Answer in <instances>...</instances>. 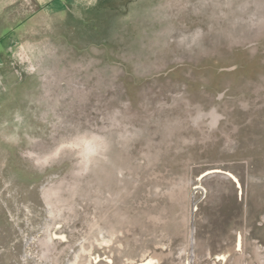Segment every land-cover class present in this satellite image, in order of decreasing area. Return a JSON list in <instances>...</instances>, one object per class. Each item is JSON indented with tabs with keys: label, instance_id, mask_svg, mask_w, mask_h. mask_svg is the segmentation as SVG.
Masks as SVG:
<instances>
[{
	"label": "rangeland",
	"instance_id": "rangeland-1",
	"mask_svg": "<svg viewBox=\"0 0 264 264\" xmlns=\"http://www.w3.org/2000/svg\"><path fill=\"white\" fill-rule=\"evenodd\" d=\"M8 37L0 264H264V0H0Z\"/></svg>",
	"mask_w": 264,
	"mask_h": 264
},
{
	"label": "crops",
	"instance_id": "crops-1",
	"mask_svg": "<svg viewBox=\"0 0 264 264\" xmlns=\"http://www.w3.org/2000/svg\"><path fill=\"white\" fill-rule=\"evenodd\" d=\"M9 37L6 39H0V67L2 64V57H3V48H5L6 41H8ZM5 43V44H4Z\"/></svg>",
	"mask_w": 264,
	"mask_h": 264
},
{
	"label": "bare ground",
	"instance_id": "bare-ground-1",
	"mask_svg": "<svg viewBox=\"0 0 264 264\" xmlns=\"http://www.w3.org/2000/svg\"><path fill=\"white\" fill-rule=\"evenodd\" d=\"M218 116H219V115H218ZM215 117H216V115H215ZM216 122H217V121H216ZM191 242H194V238L191 239ZM190 244H191V243H190Z\"/></svg>",
	"mask_w": 264,
	"mask_h": 264
}]
</instances>
